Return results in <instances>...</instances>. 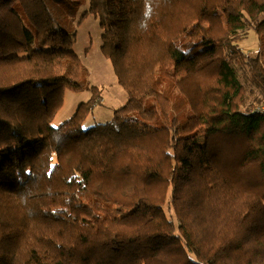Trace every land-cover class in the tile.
Masks as SVG:
<instances>
[{
    "label": "trees",
    "instance_id": "obj_1",
    "mask_svg": "<svg viewBox=\"0 0 264 264\" xmlns=\"http://www.w3.org/2000/svg\"><path fill=\"white\" fill-rule=\"evenodd\" d=\"M82 2L0 0V264H264V0ZM88 14L126 112L53 127Z\"/></svg>",
    "mask_w": 264,
    "mask_h": 264
},
{
    "label": "rangeland",
    "instance_id": "obj_2",
    "mask_svg": "<svg viewBox=\"0 0 264 264\" xmlns=\"http://www.w3.org/2000/svg\"><path fill=\"white\" fill-rule=\"evenodd\" d=\"M88 0H83L82 6L78 10L80 14L87 7ZM247 31V32H245ZM100 33L98 20L92 15L88 14L79 25L76 26V38L73 43V51L79 58L77 67L78 75L74 78L78 82H82L84 87L80 91H74L69 88H64L63 104L57 111L51 121L53 127H57L65 119H69L74 113L77 105L80 102L86 101L90 96L89 88L95 86L99 89L102 95V102L96 106L82 123L83 128H87L96 123L106 122L110 119L113 110H120L124 106L122 113H125L126 93L117 83L111 63L100 51ZM244 37L240 39L237 44L247 53H253L259 50V43L256 35L251 29L241 31ZM67 63H63V72L66 73L64 67ZM146 106L155 105L154 98H148L144 102ZM263 104L255 105L252 109L256 110ZM251 108L249 110H251ZM242 111L246 109L240 106ZM167 118V114H163ZM182 117V115L180 116Z\"/></svg>",
    "mask_w": 264,
    "mask_h": 264
},
{
    "label": "built area",
    "instance_id": "obj_3",
    "mask_svg": "<svg viewBox=\"0 0 264 264\" xmlns=\"http://www.w3.org/2000/svg\"><path fill=\"white\" fill-rule=\"evenodd\" d=\"M255 111L261 112L264 115V106L257 108Z\"/></svg>",
    "mask_w": 264,
    "mask_h": 264
},
{
    "label": "crops",
    "instance_id": "obj_4",
    "mask_svg": "<svg viewBox=\"0 0 264 264\" xmlns=\"http://www.w3.org/2000/svg\"><path fill=\"white\" fill-rule=\"evenodd\" d=\"M103 99V98H102ZM126 109V108H125ZM123 110H124V106H123V108H121L120 110H118V111H120L121 113L123 112ZM125 112H126V110H125Z\"/></svg>",
    "mask_w": 264,
    "mask_h": 264
}]
</instances>
